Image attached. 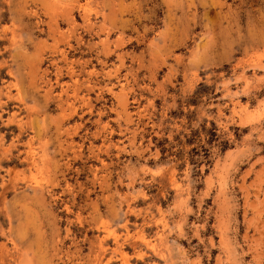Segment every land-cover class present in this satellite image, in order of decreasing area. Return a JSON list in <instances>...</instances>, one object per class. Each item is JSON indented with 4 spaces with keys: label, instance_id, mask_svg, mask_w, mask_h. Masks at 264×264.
Masks as SVG:
<instances>
[{
    "label": "rangeland",
    "instance_id": "obj_1",
    "mask_svg": "<svg viewBox=\"0 0 264 264\" xmlns=\"http://www.w3.org/2000/svg\"><path fill=\"white\" fill-rule=\"evenodd\" d=\"M0 264H264V0H0Z\"/></svg>",
    "mask_w": 264,
    "mask_h": 264
},
{
    "label": "trees",
    "instance_id": "obj_2",
    "mask_svg": "<svg viewBox=\"0 0 264 264\" xmlns=\"http://www.w3.org/2000/svg\"><path fill=\"white\" fill-rule=\"evenodd\" d=\"M203 132L206 137L205 145H208L209 147H213L214 144H217V146L221 149L222 152H225L228 150L229 143L227 141H220V137L217 134V129L215 125H212V128L209 130H206L204 128ZM205 145L200 147L202 152H196L197 151L196 149L195 151L192 152L193 153L192 155L197 156V157L201 156V154L203 153L200 159H197L196 161H194V159H191V162L193 164L195 165H200L203 163L210 164L209 159L211 158V152H210V149L205 148ZM163 152H167V151H163Z\"/></svg>",
    "mask_w": 264,
    "mask_h": 264
}]
</instances>
